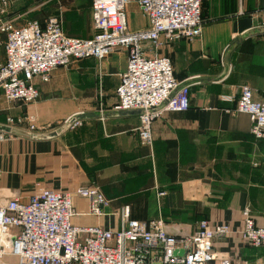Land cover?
<instances>
[{
	"label": "crops",
	"instance_id": "1",
	"mask_svg": "<svg viewBox=\"0 0 264 264\" xmlns=\"http://www.w3.org/2000/svg\"><path fill=\"white\" fill-rule=\"evenodd\" d=\"M48 9L64 14L66 35L92 36L91 0H0V25L19 27ZM126 13L131 31L146 27L134 2ZM201 16L199 38L162 40L158 50L170 59L175 79L189 86L190 107L154 119L150 147L136 131L138 111L113 109L126 69L123 50L54 70L47 83L36 82L40 97L32 105L7 104L0 92L6 136L0 141V205L12 196L26 201L39 188L73 193L96 187L108 203L103 215H89L88 202L73 195V225L116 231L128 207L129 219L161 218L177 237L192 235L201 220L237 231L245 209L264 228V139L256 140L248 116L236 112L243 85L264 101V0H202ZM4 40L0 32V46ZM26 114L34 116L35 130L5 129L7 117ZM67 119L79 124L70 127ZM213 250L233 264H264V247L253 248L236 233L216 238ZM15 263L9 255L0 259Z\"/></svg>",
	"mask_w": 264,
	"mask_h": 264
},
{
	"label": "built area",
	"instance_id": "2",
	"mask_svg": "<svg viewBox=\"0 0 264 264\" xmlns=\"http://www.w3.org/2000/svg\"><path fill=\"white\" fill-rule=\"evenodd\" d=\"M134 2L146 19V27L131 31L126 6ZM5 4V2H3ZM202 0H91L90 38L65 34L62 14L43 24L29 20L19 27L0 25L5 35V60L0 63V92L4 101L29 106L40 97L36 82L47 83L51 73L72 63L102 61L116 50L127 54L126 69L115 89L116 111L140 112L138 136L152 146V122L164 112L184 113L190 107L189 86L178 82L171 61L158 53L162 40L176 42L201 36ZM150 54V55H149ZM236 112L247 115L250 133L264 139V101L255 100L243 85ZM70 127L79 122L65 121ZM27 126L35 130L31 114L7 117L5 127ZM0 132V141L5 139ZM73 195L88 202V214L103 215L108 205L101 191L79 187L73 193L39 188L26 201L12 196L0 205V259L12 256L15 264H233L213 250L216 238L236 233L253 248L264 247V228L256 226L249 210L242 212L237 231L227 224L201 220L190 236L167 233L161 218L131 220L113 231L78 227Z\"/></svg>",
	"mask_w": 264,
	"mask_h": 264
},
{
	"label": "trees",
	"instance_id": "3",
	"mask_svg": "<svg viewBox=\"0 0 264 264\" xmlns=\"http://www.w3.org/2000/svg\"><path fill=\"white\" fill-rule=\"evenodd\" d=\"M201 7H202V4H201ZM59 14V12H56V11H53L52 9H48L47 10V13L45 14V16H42L41 18L38 17V16H35L33 17V19L31 20H37L39 21L41 24H43L44 20H46L49 16L51 15H57ZM62 18H63V14H62ZM63 29L65 30V24H64V20H63ZM71 37H74V36H71ZM79 38V37H77ZM86 39V38H85Z\"/></svg>",
	"mask_w": 264,
	"mask_h": 264
},
{
	"label": "rangeland",
	"instance_id": "4",
	"mask_svg": "<svg viewBox=\"0 0 264 264\" xmlns=\"http://www.w3.org/2000/svg\"><path fill=\"white\" fill-rule=\"evenodd\" d=\"M63 14V13H62ZM133 17V19H134V21L136 22V24H139L141 21H140V18H136V17H134V16H132ZM64 14H63V20H64ZM3 46H4V43L0 46V48H3Z\"/></svg>",
	"mask_w": 264,
	"mask_h": 264
},
{
	"label": "water",
	"instance_id": "5",
	"mask_svg": "<svg viewBox=\"0 0 264 264\" xmlns=\"http://www.w3.org/2000/svg\"><path fill=\"white\" fill-rule=\"evenodd\" d=\"M138 113L140 114V112H139V111H138ZM5 129H7V128H5ZM50 136H51V135H46L45 137H46V138H48V137H50Z\"/></svg>",
	"mask_w": 264,
	"mask_h": 264
}]
</instances>
